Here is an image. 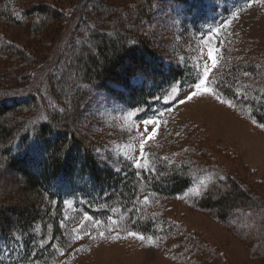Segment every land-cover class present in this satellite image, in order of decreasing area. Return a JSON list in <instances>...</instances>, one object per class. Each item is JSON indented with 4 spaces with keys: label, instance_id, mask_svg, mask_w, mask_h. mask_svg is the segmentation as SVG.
I'll return each mask as SVG.
<instances>
[{
    "label": "trees",
    "instance_id": "trees-1",
    "mask_svg": "<svg viewBox=\"0 0 264 264\" xmlns=\"http://www.w3.org/2000/svg\"><path fill=\"white\" fill-rule=\"evenodd\" d=\"M0 1V20L6 23L19 26L36 15L35 35L48 24V14L63 21L66 28L50 54L42 52L33 58L0 33L1 78L30 80L34 61L46 69L44 78L29 91L0 87V168L23 176L21 189L30 196L16 208L0 197V264H68V246L89 244V238L103 239L116 227L160 235L178 256L194 258L200 245L185 236L178 220L163 212L166 199L203 176L224 179L221 168L196 159L182 145L177 147L176 157L162 161V151L153 153L151 149L140 161L143 165L146 160L147 166L137 168L127 155L97 138L99 120L88 113V107L98 92L126 103L138 115L151 114L175 84L181 88L193 81L189 66L183 68L172 60L165 65L166 54L141 29L143 20L156 24L151 21L152 10L160 1L177 2L185 6L188 28L203 35L212 26L204 0H137L132 11L109 13L110 24L101 18L106 16L105 0H96L98 14L83 0L70 12L58 11L51 4L24 7L17 0ZM224 28L225 24L219 25L209 32L220 54L227 47ZM238 59L216 69L209 85L218 95L243 101L248 115L264 124V61ZM139 76L144 81L132 83ZM256 77L260 79L251 82ZM227 181L229 192L219 188L216 178L198 203L215 208L222 219L227 215L225 222L245 236V222L249 229L252 223L248 221L261 216L247 208L249 192L239 183ZM229 206L240 210L243 225L232 219ZM13 212L16 217L11 216ZM248 215H252L249 220ZM252 227L257 231L264 224ZM249 239L251 253L262 254L264 235L251 234ZM201 245V249L207 246L205 242Z\"/></svg>",
    "mask_w": 264,
    "mask_h": 264
},
{
    "label": "rangeland",
    "instance_id": "rangeland-1",
    "mask_svg": "<svg viewBox=\"0 0 264 264\" xmlns=\"http://www.w3.org/2000/svg\"><path fill=\"white\" fill-rule=\"evenodd\" d=\"M17 1L19 6L51 4L58 11L62 9V11L70 12L69 10L79 0ZM83 1L88 4L87 7L92 6L96 14L100 12L99 3L96 0ZM105 1L107 7L101 10L106 11V16L101 18L109 24L112 19L109 13L113 14L114 11L125 9L132 11L133 3L137 2V0ZM161 2L152 10L151 21L154 19L156 24H152L150 20H148L150 23L143 20L141 31L156 41L160 52L166 54L165 65L172 60V62H179L183 68L189 66L194 74L193 81L187 82L181 88L175 84L170 94L166 96V101L153 114L140 116L136 109H132L126 103L110 99L98 92L89 104L88 113L99 120L97 131L101 132H95L97 138L113 150L127 155L133 162L143 161L151 149H154L153 153L162 151L160 161L176 157L175 151L182 145L187 147V152L196 156V159L216 163L221 168L220 172L224 174V179L218 176H203L191 184L188 190L176 194L174 198L166 199L167 207L163 208L164 211L162 209L167 217L178 220L185 236L200 247L196 250L194 258H182V255L178 256L175 250L171 249L169 241L159 237L160 235L127 231L123 227H116L117 230H109L110 233L105 234L103 239L89 238V244L82 243L78 247L77 245L68 246L65 249L68 264H264V252L254 255L249 246L252 244V240L249 239L251 234L264 235V227L257 231L255 227H252L254 224H264V127H262L264 124L256 122L248 115L243 101H233L218 95L208 82L216 69L224 67L229 61L239 60L238 56L248 57L258 62L264 61V1L204 0V10L212 26L203 35L188 28L183 10L185 6L177 2L171 4ZM0 3L3 2L0 1ZM34 17L36 15L32 14L29 16V21L19 26L0 20L1 35L4 34L7 39L21 46L23 52L29 53L32 58L42 52L50 54L58 45L59 36L66 31L63 21H56L48 14L46 16L48 24L40 34L35 35L32 33ZM129 20L132 19H127ZM223 24H225L223 30L227 36V47L224 49L225 54H220L209 32ZM87 45L90 44L87 43ZM210 49L213 50V57L216 60L215 66H213L212 58L208 56ZM77 51L81 52V49ZM37 62L32 63L30 80L9 81L5 77L1 78V72L0 87L29 91L28 89L45 75L43 72L46 69ZM262 65L264 66V63ZM205 68L209 69L207 77L204 76ZM201 79L205 80L204 87L212 89V92H202L201 95L187 100V96L196 90L195 84ZM259 79L260 77H256L251 82L256 83ZM131 81L138 85L142 77H133ZM173 89L176 91L173 92ZM233 90L236 91L237 87ZM129 113L132 115L129 116ZM145 120H153L156 123L145 125ZM153 129L157 131L154 137L148 140ZM142 141H145L143 158L140 155ZM216 178L219 182L217 185L224 192H229L231 189L227 179L239 183L246 192H249L247 208L260 215L261 219L252 217V222L248 221L252 223L249 229H245L248 227L245 222L242 228L245 230L243 233L245 236L236 231L233 225L225 222L224 217L226 218L227 215L222 219L218 210L198 203L200 197L208 190L209 184ZM22 182L23 176L15 175L14 171L6 168H0V197L10 203L12 208L18 207L30 198L21 189ZM193 189L197 191L193 192ZM231 207L227 212L231 210L232 219H237L239 225H243L240 210L237 208L232 210ZM14 214L13 212L11 216L16 217ZM251 216L248 215V220ZM130 233L137 235L133 236ZM203 242L207 246L201 249ZM73 248L77 250L76 253L72 252Z\"/></svg>",
    "mask_w": 264,
    "mask_h": 264
},
{
    "label": "snow or ice",
    "instance_id": "snow-or-ice-1",
    "mask_svg": "<svg viewBox=\"0 0 264 264\" xmlns=\"http://www.w3.org/2000/svg\"><path fill=\"white\" fill-rule=\"evenodd\" d=\"M208 56H209V58H212L213 66H215V64H216V60H215V58L213 57V50H212V49L209 50V52H208ZM208 74H209V69H208V68H205V70H204V76L207 77ZM204 84H205V80H204V79H201L199 83H196V84H195V89H196V90L193 91V92H191V94L188 95L186 99H187V100H191L193 97H196V96L201 95L202 92H212V89L205 88V87H204ZM175 91H176V89H173V92H175ZM217 99H220V98L217 97ZM180 102H181V103H184V101H180ZM221 102H222V103H226V101H221ZM131 115H132V114L129 113V116H131ZM154 123H156V122L153 121V120H145V121H144V124H145V125L154 124ZM262 127H264V125H262ZM156 131H157L156 129H153V133L148 137V140H151V139L154 137ZM144 143H145V141H142V142H141V145H140V148H141V153H140L141 158H143ZM147 164H148V162H147L146 160L144 161V164H143V165L141 164L140 160H137L135 166H136L137 168H141V167H146ZM196 191H197V189H193V192H196ZM147 199H148V198L145 197V202H147ZM100 235L103 236V233H100ZM130 235L135 236V235H137V234H136V233H130ZM77 238H79V237H77ZM139 238H140V239H143V237H139Z\"/></svg>",
    "mask_w": 264,
    "mask_h": 264
},
{
    "label": "bare ground",
    "instance_id": "bare-ground-1",
    "mask_svg": "<svg viewBox=\"0 0 264 264\" xmlns=\"http://www.w3.org/2000/svg\"><path fill=\"white\" fill-rule=\"evenodd\" d=\"M8 204H10V203H8Z\"/></svg>",
    "mask_w": 264,
    "mask_h": 264
}]
</instances>
